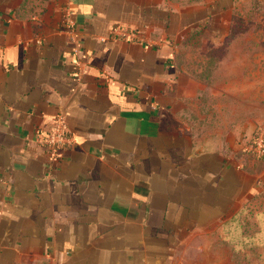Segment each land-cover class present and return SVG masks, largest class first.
<instances>
[{
  "label": "crops",
  "instance_id": "crops-1",
  "mask_svg": "<svg viewBox=\"0 0 264 264\" xmlns=\"http://www.w3.org/2000/svg\"><path fill=\"white\" fill-rule=\"evenodd\" d=\"M249 1L0 0V264H221L219 243L264 264V160L243 150L264 79L179 62L194 35L230 44ZM57 114L75 144L52 160Z\"/></svg>",
  "mask_w": 264,
  "mask_h": 264
},
{
  "label": "rangeland",
  "instance_id": "rangeland-1",
  "mask_svg": "<svg viewBox=\"0 0 264 264\" xmlns=\"http://www.w3.org/2000/svg\"><path fill=\"white\" fill-rule=\"evenodd\" d=\"M238 13L232 29V35L236 33V36H230V44L211 45L202 34L190 39L179 60L187 71L206 79L211 72H219L217 63L224 56L229 57L226 68L231 73L229 79H264V0H250ZM247 224L248 233L252 231V222ZM214 249L221 264H255L253 244L219 243L214 244Z\"/></svg>",
  "mask_w": 264,
  "mask_h": 264
},
{
  "label": "built area",
  "instance_id": "built-area-1",
  "mask_svg": "<svg viewBox=\"0 0 264 264\" xmlns=\"http://www.w3.org/2000/svg\"><path fill=\"white\" fill-rule=\"evenodd\" d=\"M67 24H71L69 19L67 20ZM111 35L126 41L138 40L137 32L125 27H115ZM76 65L79 71H81V64L77 61ZM42 143L52 160L60 159L62 151L71 148L75 144L64 115L57 114L51 119ZM243 150L254 157L264 160V123L259 124L255 128Z\"/></svg>",
  "mask_w": 264,
  "mask_h": 264
}]
</instances>
